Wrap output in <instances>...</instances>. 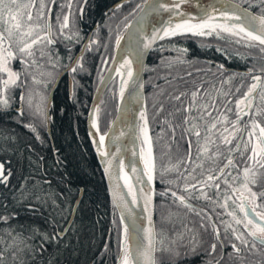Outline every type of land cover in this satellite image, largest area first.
I'll list each match as a JSON object with an SVG mask.
<instances>
[{"label":"snow or ice","instance_id":"snow-or-ice-1","mask_svg":"<svg viewBox=\"0 0 264 264\" xmlns=\"http://www.w3.org/2000/svg\"><path fill=\"white\" fill-rule=\"evenodd\" d=\"M55 3L56 0H0V114L15 120L27 110L42 117L40 123L46 124L51 119L47 113L49 101L37 86L46 88L61 72L66 73L71 98L79 86L76 76L91 74L85 53L98 52L101 46L114 49L110 56L101 55L97 65L99 83L89 122L95 130L90 133L93 144L109 181L114 214L118 213V220L113 219L117 229L116 264H163L157 260V251L167 264H183V257L198 251L206 257L203 264H264V0H121L114 5L111 18L106 14L105 24H97L86 38L80 33L75 15L78 10L82 18L83 3L74 7L72 0H62L53 18ZM123 3L130 7L117 16L116 10ZM102 28L107 29L103 39ZM186 34L227 38L239 47L217 46V51L248 58L249 66L243 72L230 71L223 64L216 65L215 70L209 67L205 71L212 74V82L194 81L191 88L170 94L175 103L165 122L173 136L175 129L180 128L181 139H187L188 148L175 162L157 172L142 76L150 69L144 58L157 48L164 50L159 41ZM58 41L67 42L63 57L53 51L52 46ZM74 43L80 44L78 53L72 51ZM169 47L177 55L161 57L168 67L188 62L186 48L170 39ZM13 61H19V66L14 67ZM236 77L250 81L242 95L237 94L245 85L243 79L235 84L233 92ZM17 89L19 107H14ZM106 91L127 103H117V120L109 121L104 130L101 120ZM129 114H135V123L117 130L120 118L126 119ZM24 127L40 139L34 122H26ZM127 135L132 137L131 154L134 158L138 155L142 169L135 162L125 163L120 141ZM224 152L227 155L223 163L217 164ZM233 153H238L239 159ZM157 176L165 185L159 192L154 187ZM7 180L4 165L0 164V181ZM211 189L215 190L213 194ZM156 196L162 198L161 202L170 200L177 208L189 211L194 210L191 199L202 198L214 210L222 209L217 218H223L217 223L212 216L201 217L204 237L187 226L171 235L158 232L153 222ZM141 203L143 211L137 215L133 206ZM15 215L6 211L0 214V225L6 233L0 238V264H24L25 257L31 259L43 251V241L57 240L64 234L41 233L35 225L26 230L23 224L12 223ZM37 234L40 246L34 242ZM228 246L230 250H226Z\"/></svg>","mask_w":264,"mask_h":264},{"label":"trees","instance_id":"trees-1","mask_svg":"<svg viewBox=\"0 0 264 264\" xmlns=\"http://www.w3.org/2000/svg\"><path fill=\"white\" fill-rule=\"evenodd\" d=\"M117 1L119 0H87L82 18L80 13L75 14L78 27L82 28L81 35L85 37L88 31H92L94 26L97 27V24L104 25L106 14L111 18V6ZM61 2L62 0H56L53 5V18L55 9ZM129 7L128 3H123L121 9L116 10L117 16L126 12ZM106 36L107 29L102 28V39ZM169 39L173 44L187 49L185 53L187 63L168 67L166 62L161 60V57L177 55L169 47ZM66 44V41H58L52 46L53 51L62 57L65 56ZM158 44L163 45L164 50L160 51L157 48L150 51L146 60L150 70L144 72L149 134L152 137L157 172L169 162H175L188 148L187 139H181L180 128L175 129L173 136V130L165 122L167 113L172 110L175 103L171 100V95L191 88L194 81L212 82V74L205 71L209 67L215 70L216 65L223 64L230 71L243 72L249 66L248 58L237 56L231 51L228 55H225L224 51H217V46L222 49L239 47L231 44L227 38L186 34L166 38ZM79 45V43L72 45L73 53H77ZM112 52L111 46L107 50L101 46L98 52L85 53L86 66L91 74L85 72L76 76L79 86L74 89L71 98L69 76L66 74L62 78L55 89L50 106V138L46 134L45 124L40 123L42 117L38 115L33 116L26 110L23 117L14 120L0 114V163L4 165V173L8 175L6 182L0 181V214L5 211L15 213L12 223L23 224L26 230L35 225L41 233L47 232L51 235L53 231L62 232L70 217L73 203L82 190L81 200L67 232L60 239L43 241V251L31 259L25 257L24 264H116L117 229L113 219L118 220V217L116 213L114 214L107 183L91 147L86 128L90 102L96 84L99 83L96 78L97 65L100 63L101 55L110 56ZM13 66L18 67L19 61H13ZM218 79L219 74H216V81ZM241 79L245 81V85L237 95H242L247 83L250 82L246 77H236L232 82L233 92L235 84ZM53 83L49 82L46 88L43 85L37 87L48 96ZM153 85L157 87L154 88ZM15 97L17 103L14 107H19V89L16 90ZM103 99L105 103L102 105L104 114L101 128L106 130L108 122L112 121L115 115L116 98L106 91ZM161 104L163 108L160 107ZM232 107L234 110V104ZM29 121L36 124L40 139H37L30 129L24 127V123ZM221 148L223 150V146ZM226 155L227 152H224L223 156L217 158V164L223 163ZM233 155L239 159L238 153ZM164 186L157 176L154 180L156 191L159 192ZM214 191L209 190L210 194ZM161 200L159 196L154 197L155 227L158 232L162 230L168 235L183 231L187 226L204 237V229L200 227L201 217L212 216L217 223L223 218H217V213L222 209L214 210L212 204L202 198L191 199L193 211L177 208L170 200L163 202ZM197 212L200 214L197 215ZM5 235L4 226L0 225V238ZM34 242L40 246L39 234L35 236ZM226 250H230V246ZM155 255L158 261L167 264L161 252L157 251ZM203 259H206L203 252L198 251L183 257V264H203Z\"/></svg>","mask_w":264,"mask_h":264},{"label":"water","instance_id":"water-1","mask_svg":"<svg viewBox=\"0 0 264 264\" xmlns=\"http://www.w3.org/2000/svg\"><path fill=\"white\" fill-rule=\"evenodd\" d=\"M86 1H87V0H84V1H83V5L85 4ZM117 3H121V0L118 1ZM117 3H115V4H117ZM115 4H114V5H115ZM114 5L111 7L112 9H114ZM149 53H150V52H149ZM149 53H148V54H149ZM148 54H146V56H145V58H144V59H145V63H146V60H147V56H148ZM111 63H112V61H111ZM111 63H110V64H111ZM107 70H108V69H107ZM107 70H106V71H107ZM65 75H66V73L61 72V75L59 76V78H58L56 81H54L52 87H51L50 90H49V93H48V96H47V97H48V101H49V106H48V108H47V113H48V115H49L50 106H51V102H52V98H53V95H54L55 89L57 88L58 84L60 83V81L62 80V78H63ZM142 76H143V80H144V73L142 74ZM69 86H70V82H69ZM95 91H96V90H95ZM94 95H95V92H94V94H93V96H92V99H91V102H90V106H89V109H88L87 119H86V128H87L88 139H89V141H90L91 147H92L93 151L95 152V154H96V156H97L99 167H100V169H101V171H102V173H103V175H104L103 168L101 167L100 160H99V157H98L97 152H96V148H95V146H94V144H93V138H92V135H90V133L93 132V129L90 128V122H89V110H90V108L92 107V104H93V97H94ZM144 95H145V92H144ZM117 103H120V104L123 105L124 103H127V101H120L119 98L117 97V98H116V105H117ZM117 115H118V114H117V111L115 110V116H114V118H113L112 121L117 120ZM135 118H136V117H135V114H129L128 117H127L126 119L122 116V117L120 118L118 124H117V130H119L120 127L125 126V125H127V124H134V123H135ZM45 128H46V134H47V136L50 138V123H49V121L45 124ZM131 142H132V137H131L130 135H127V136L122 137V138H121V141H120L121 146H122L123 156H124V159H125V163L128 164V165H130V164H132V163L135 162V163H137L138 166L141 168V163H140V161H139V157H138V155H137V157L134 158V157L132 156V154H131V147H132V143H131ZM136 145H137V153H139V148H140V146H139V141H138V140L136 141ZM112 150L115 151V146H113V149H112ZM141 169H142V168H141ZM104 177H105V175H104ZM105 180H106L107 187H108V192H109V195H110V198H111V201H112V200H113V197H112V194H111V192H110L109 181H108V179H107L106 177H105ZM81 196H82V190L79 191V194H78L76 200H75L74 203H73V206H72V209H71V213H70V217H69L68 222H67V224L65 225V227H64V229H63V231H62L61 233H64V234H65V229H66V232H67L68 228H69L70 225L72 224L73 219H74V216H75L76 209H77L78 204H79V202H80V200H81ZM112 204H113V203H112ZM139 207H140V215H141V214H142V211H143V205H142V203L139 205ZM116 214H117V216H118V213H116ZM153 222H154V209H153ZM64 234H63V235H64Z\"/></svg>","mask_w":264,"mask_h":264},{"label":"flooded vegetation","instance_id":"flooded-vegetation-1","mask_svg":"<svg viewBox=\"0 0 264 264\" xmlns=\"http://www.w3.org/2000/svg\"><path fill=\"white\" fill-rule=\"evenodd\" d=\"M119 1H120V0H119ZM117 2H118V1H117ZM117 2H116V3H117ZM72 3H73V6L75 7L78 3H83V0H72ZM114 4H115V3H114ZM114 4H113V5H114ZM113 5H112V6H113ZM112 6H111V7H112ZM111 9H112V8H111ZM112 10H114V9H112ZM77 13L79 14V11H78V10L76 11L75 14H77ZM95 28H96V27L94 26L93 29H95ZM93 29H92V31H93ZM92 31H88V32L86 33V35H85V38L87 37L88 34H91ZM81 32H82V28H80V33H81ZM79 51H80V45H79V50L77 51V53H78ZM110 61H111V60H110ZM110 61H109V63H110ZM106 69H107V67H106ZM106 69H105V70H106Z\"/></svg>","mask_w":264,"mask_h":264},{"label":"bare ground","instance_id":"bare-ground-1","mask_svg":"<svg viewBox=\"0 0 264 264\" xmlns=\"http://www.w3.org/2000/svg\"><path fill=\"white\" fill-rule=\"evenodd\" d=\"M191 35V34H190ZM93 132H95V130L93 129ZM93 137V136H92ZM96 139H98V137H96ZM141 163V162H140ZM143 167L142 163H141V168ZM126 191V190H125ZM133 211L137 214L140 215V207L138 206H133Z\"/></svg>","mask_w":264,"mask_h":264},{"label":"rangeland","instance_id":"rangeland-1","mask_svg":"<svg viewBox=\"0 0 264 264\" xmlns=\"http://www.w3.org/2000/svg\"><path fill=\"white\" fill-rule=\"evenodd\" d=\"M117 79H119L118 77H117ZM93 138V137H92ZM1 164V163H0Z\"/></svg>","mask_w":264,"mask_h":264}]
</instances>
